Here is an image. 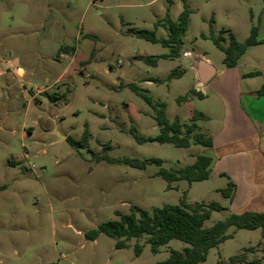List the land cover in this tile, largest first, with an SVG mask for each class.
Masks as SVG:
<instances>
[{"label": "rangeland", "instance_id": "374dc122", "mask_svg": "<svg viewBox=\"0 0 264 264\" xmlns=\"http://www.w3.org/2000/svg\"><path fill=\"white\" fill-rule=\"evenodd\" d=\"M184 8L190 13L181 49L203 53L217 68L224 54L213 38L222 37L227 47L229 33L244 43L254 31L256 44L238 62L241 70L260 74L242 85V105L264 115V96L247 94L264 81V0H0V264H158L186 245L171 240L152 253L146 237L116 249L104 234L94 241L85 234L131 206L150 212L177 205L183 193L189 204L225 208L204 227L230 214L219 192L225 179L211 175L167 189L158 176L160 169L191 165L210 152L158 142L160 107L169 122L184 127L203 115L195 132L207 137L224 115L209 87L197 90L201 97L192 93V73L182 71L177 57H166L169 48L137 35L148 31L166 39L168 31L156 24L176 21ZM85 131L86 147L66 141L80 140ZM103 157L161 165L140 170ZM227 233L232 238L199 264H229L262 240L259 229ZM136 243L143 245L138 256Z\"/></svg>", "mask_w": 264, "mask_h": 264}, {"label": "trees", "instance_id": "16d2710c", "mask_svg": "<svg viewBox=\"0 0 264 264\" xmlns=\"http://www.w3.org/2000/svg\"><path fill=\"white\" fill-rule=\"evenodd\" d=\"M189 11L184 8L176 21H171L168 17L164 24L157 23L156 26L163 25L168 31L166 39H157L153 32L141 31L137 35L152 43H161L164 47L170 49V54L166 57L174 58L179 56L182 45V37L187 29ZM222 37L213 38L216 47L224 54L223 64L226 68L235 67L240 57L245 53L247 47L255 45L254 31L251 37L244 43H238L234 36L229 33V44L227 47L221 45ZM66 53H74L75 49H61ZM149 61L148 59L146 60ZM155 63V60H151ZM259 72L248 73L247 77L259 75ZM181 71L172 73L171 76H179ZM192 93L198 97L200 94L194 90ZM258 97L264 96V84L256 92ZM147 103L152 105L150 98L145 97ZM206 119L203 115H195L191 123L184 127L179 120L169 122L166 119L164 108L160 107L157 111L156 122L159 127L157 141L160 143H170L178 148H189L191 144L211 148L212 139L201 133H196L195 121ZM184 131L182 132V130ZM138 141H142L137 137ZM66 141L73 147H86L88 143V133L84 132L80 140L66 138ZM110 163H123L140 170L145 169L148 163L161 165L160 160H114L103 157ZM212 159L208 155H197L191 165L180 167L175 170L160 169L158 176L167 182V189H176L172 184L178 181H186L188 184L205 181L210 175V166ZM235 185L228 181L225 188L220 189L222 197L232 199ZM216 202L189 204L186 201V193L177 205H163L154 207L150 212L137 206H131L129 213H116L117 219L102 223L97 230L89 231L85 238L94 241L99 234H104L115 241L116 249L128 247L127 242L130 239L139 240L146 237V244H149L152 253H157L161 247L165 246L171 240H177L186 246L181 251L171 250L168 258L158 264H199L206 260L210 249L218 247L224 241L232 238L228 234L229 228L235 230H256L261 233V241L255 246L243 249V251L229 259V264H264V213L244 212L241 214L230 213L222 221L214 223L210 227H204L213 212L224 210ZM143 245L135 244L134 251L138 256ZM259 253L260 255H257ZM255 255L251 259L248 257ZM257 255V256H256ZM218 264H221L220 262Z\"/></svg>", "mask_w": 264, "mask_h": 264}, {"label": "crops", "instance_id": "0c3cea01", "mask_svg": "<svg viewBox=\"0 0 264 264\" xmlns=\"http://www.w3.org/2000/svg\"><path fill=\"white\" fill-rule=\"evenodd\" d=\"M190 55L200 56L212 66L213 74L206 83L199 84L196 72L186 66L185 56ZM177 58L182 61V71L192 73L194 91L209 87L224 112L218 126L215 124L208 133L212 139L208 154L212 159L209 177L214 175L225 179L226 184L231 181L235 185L232 199H226L230 213H264V115L249 114L242 105L246 94L242 85L248 87L254 79L246 76L248 73L241 70L239 62L232 68H226L223 63L217 68L203 53L182 49ZM262 84L264 81L259 86ZM257 91L258 88L247 94Z\"/></svg>", "mask_w": 264, "mask_h": 264}, {"label": "water", "instance_id": "95a60500", "mask_svg": "<svg viewBox=\"0 0 264 264\" xmlns=\"http://www.w3.org/2000/svg\"><path fill=\"white\" fill-rule=\"evenodd\" d=\"M186 66L196 72L197 82L206 83L213 74L212 66L200 56H185ZM65 138H61L64 140Z\"/></svg>", "mask_w": 264, "mask_h": 264}]
</instances>
